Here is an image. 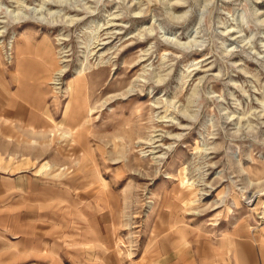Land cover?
<instances>
[{"label": "rangeland", "instance_id": "rangeland-1", "mask_svg": "<svg viewBox=\"0 0 264 264\" xmlns=\"http://www.w3.org/2000/svg\"><path fill=\"white\" fill-rule=\"evenodd\" d=\"M0 264H264V0H0Z\"/></svg>", "mask_w": 264, "mask_h": 264}, {"label": "bare ground", "instance_id": "bare-ground-1", "mask_svg": "<svg viewBox=\"0 0 264 264\" xmlns=\"http://www.w3.org/2000/svg\"><path fill=\"white\" fill-rule=\"evenodd\" d=\"M110 38H112V37H110ZM103 45V44H102ZM51 51V53H49V60H48V62H47V64H46V67H44V69L47 71L46 72V77H45V80L47 81V80H50V75L52 74L50 71H53V69H56V78H60V77H62V75H63V73H64V70H63V68L62 67H58L55 63H54V60H55V58H54V52L52 51V50H50ZM49 71H48V70ZM84 79V78H83ZM58 81V80H57ZM85 83V82H84ZM73 86L74 85H71V89H70V91H71V93H70V95H71V101L73 102V103H75L76 105H78V107H80V105H81V103L83 104V102H82V99H81V93H74L73 92ZM77 86H78V88H80L81 87V80H78L77 81ZM77 94V95H76ZM81 99V102L79 101ZM78 101H79V103H78ZM85 104V103H84ZM83 106V105H82ZM86 106V105H85ZM84 107V106H83ZM80 108H82V107H80ZM82 111V110H81ZM77 112V111H76ZM79 112V111H78ZM77 112V113H78ZM254 197H255V195H254ZM253 198V197H252ZM256 200V199H255Z\"/></svg>", "mask_w": 264, "mask_h": 264}, {"label": "crops", "instance_id": "crops-1", "mask_svg": "<svg viewBox=\"0 0 264 264\" xmlns=\"http://www.w3.org/2000/svg\"><path fill=\"white\" fill-rule=\"evenodd\" d=\"M261 231V230H260ZM241 247V251L239 252V254H237V257L239 256L240 259H242V257L248 258V251H247V244L245 245V243L240 244ZM242 248L244 250H242Z\"/></svg>", "mask_w": 264, "mask_h": 264}]
</instances>
